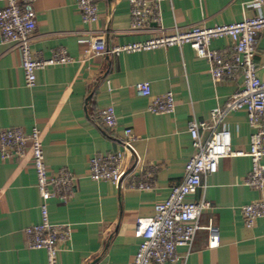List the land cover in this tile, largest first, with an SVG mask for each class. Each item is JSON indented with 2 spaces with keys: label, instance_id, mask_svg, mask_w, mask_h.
Returning a JSON list of instances; mask_svg holds the SVG:
<instances>
[{
  "label": "crops",
  "instance_id": "crops-1",
  "mask_svg": "<svg viewBox=\"0 0 264 264\" xmlns=\"http://www.w3.org/2000/svg\"><path fill=\"white\" fill-rule=\"evenodd\" d=\"M254 0H161L162 25L212 27L234 23L243 17L264 15V1ZM78 0H37L36 30L32 52L43 58L64 48L74 61L36 71V83L27 85L19 49L5 43L0 34V130L20 127L40 131L45 161L51 171L66 168L75 176L73 196L48 201L52 223L72 225V240L60 245L57 264H131L140 239L135 236L137 218H149L157 203L170 195L194 155L189 123L208 120L210 111L223 107L242 85V76L214 81L209 61L197 55L190 44L139 52L109 53L90 57L87 50L110 51L127 43L158 36L150 25L131 31L129 0H101L99 19L84 24ZM5 0H0V8ZM229 37L213 40L210 48L230 50ZM257 75L264 80V32L257 36ZM148 81L153 94L172 91L175 111L153 114L151 98L138 96L136 83ZM113 106L118 118L113 129L106 128L99 112ZM224 125L232 135L236 151L249 152L255 131L245 110L229 113ZM126 129L132 131V145L143 158L136 169L117 187L110 181L89 177L94 155L124 151ZM210 130H201L202 139ZM125 166L130 165L127 155ZM264 164V159H263ZM251 169L248 155L223 158L218 171L202 177L203 187L189 200L209 201L199 224L209 221L220 228L219 247L208 245V233H196L192 246L179 247L181 258L164 264H264V218L247 227L240 207L264 200V189L246 185ZM144 181L150 190L131 188ZM42 198L36 187L32 152L22 159L4 161L0 155V264H47L45 250L25 244L24 229L41 222ZM156 264V263H152Z\"/></svg>",
  "mask_w": 264,
  "mask_h": 264
},
{
  "label": "built area",
  "instance_id": "built-area-1",
  "mask_svg": "<svg viewBox=\"0 0 264 264\" xmlns=\"http://www.w3.org/2000/svg\"><path fill=\"white\" fill-rule=\"evenodd\" d=\"M264 0H254L259 6ZM37 0H5L0 8V34L5 43L13 44L19 49L21 67L24 70L27 85L36 83V71L54 65H64L74 61L64 48L57 49L50 58H43L32 52V39L36 30L35 3ZM101 0H78L77 7L84 24L91 25L99 19L98 6ZM161 0H129L131 14V31H144L150 25L159 35L142 42L127 43L104 51L91 46L87 50L90 57L109 53L139 52L171 46L181 47L190 44L197 55L206 58L214 81L235 79L242 76L240 89L232 94L223 107L210 111L208 120L194 119L189 123L194 155L186 162L182 181L173 186L170 195L155 206V213L149 218H137L135 236L140 239L137 254L131 264L175 263L181 256L179 247H191L196 233L204 229L208 233L209 247L220 246V228L209 221L206 226L199 224L204 210L210 207L209 201L189 200L203 187L202 177L218 171L223 158L248 155L251 169L245 181L246 185L260 190L264 189V80L257 75L255 53L257 36L264 32V15L243 17L234 23H220L207 27L175 25L166 31L162 25ZM229 37L232 41L230 50L210 48L213 40ZM138 96L151 98L148 110L153 114H172L175 111V99L172 91L155 95L148 81L136 83ZM237 110H245L248 123L255 129L251 135L248 153L233 148L232 135L224 125L225 117ZM102 124L113 129L118 122L113 106L99 112ZM210 130L209 136L202 139L200 131ZM132 131L124 132V151L105 155H94L89 161V177L94 181H110L117 187L130 177L134 170L144 168L143 158L132 145ZM32 152L33 167L36 172V187L42 198L39 205L42 220L24 229L25 244L30 249L45 250L47 264H57V256L62 243L72 240L73 228L69 223H52L49 219L48 201L58 197L68 200L75 191V176L66 168L51 171L45 161L40 131L34 127L25 132L20 127L0 130V155L2 160L22 159L27 150ZM130 157V165L124 164ZM131 188L150 190V183L140 181L131 184ZM247 227H253L256 220L264 218V200L246 203L240 207Z\"/></svg>",
  "mask_w": 264,
  "mask_h": 264
}]
</instances>
